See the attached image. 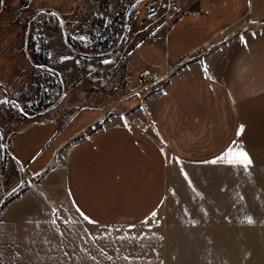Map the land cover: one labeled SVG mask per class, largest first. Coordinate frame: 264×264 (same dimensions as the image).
Returning <instances> with one entry per match:
<instances>
[{"label": "crops", "instance_id": "1", "mask_svg": "<svg viewBox=\"0 0 264 264\" xmlns=\"http://www.w3.org/2000/svg\"><path fill=\"white\" fill-rule=\"evenodd\" d=\"M161 1L185 10L168 26L163 18L148 22L134 44L163 48L162 72L147 76L152 83L173 75L153 100L147 131L121 120L131 117L102 115L64 134L71 118H49L6 140L0 193L10 192L18 176L43 178L19 185L21 191L0 207V264H44L56 257L61 264H99L100 229L148 220L260 226L264 0ZM1 94L12 95L4 88ZM72 142L60 198L47 171ZM230 148L248 154L247 169L218 159Z\"/></svg>", "mask_w": 264, "mask_h": 264}, {"label": "rangeland", "instance_id": "2", "mask_svg": "<svg viewBox=\"0 0 264 264\" xmlns=\"http://www.w3.org/2000/svg\"><path fill=\"white\" fill-rule=\"evenodd\" d=\"M144 2L0 0V98H17L12 95H17L29 83L34 88L27 98L19 99L21 111L8 101L0 104V107L6 104L0 109V137L25 124L21 112L44 113L60 97L62 101L56 108L35 119L49 116L64 121L71 118L64 131L68 134L97 116L119 115L131 117L121 120L147 131L153 100L173 75L152 83L147 76L153 79L162 72L163 48L152 42L134 46L139 37H144L143 31L149 30L148 22L143 21ZM133 4L136 5L123 36L126 15ZM57 15L62 18L61 23ZM30 22L25 42L26 24ZM25 46L27 52L35 54L36 64L42 66L40 69L29 62ZM64 56L70 58L61 60ZM107 64L114 67H104ZM3 88L12 95L1 94ZM6 140L0 144L1 152ZM72 146L73 142L65 146L47 171L52 191L60 198L64 187L63 159ZM259 190L258 210L264 212V187L260 186ZM197 221L200 220L167 218L148 220L126 229H100L98 262L264 264V225H261L264 219L258 220L259 227H248L243 220L241 227L222 229L191 224ZM62 262L64 260L56 257L44 264ZM68 263H73V259H67Z\"/></svg>", "mask_w": 264, "mask_h": 264}, {"label": "built area", "instance_id": "3", "mask_svg": "<svg viewBox=\"0 0 264 264\" xmlns=\"http://www.w3.org/2000/svg\"><path fill=\"white\" fill-rule=\"evenodd\" d=\"M184 7L179 3H163L161 0H145L143 6V19L146 22H155L159 18H163L164 25L168 26L179 15L184 12ZM41 180V173L24 174L18 176L11 184V190L27 181L37 183ZM9 193V192H8ZM7 192L0 193V207L5 201Z\"/></svg>", "mask_w": 264, "mask_h": 264}, {"label": "trees", "instance_id": "4", "mask_svg": "<svg viewBox=\"0 0 264 264\" xmlns=\"http://www.w3.org/2000/svg\"><path fill=\"white\" fill-rule=\"evenodd\" d=\"M39 10V9H38ZM40 11H43V10H40ZM49 13L50 14H55L53 11H49ZM57 17H58V20L60 21V20H62V18L61 17H59V15H57ZM132 17V15H130V18ZM129 18V19H130ZM144 22H145V20H143ZM28 49V48H27ZM26 49V56H27V58H28V60H29V62L33 65V66H35V67H37V68H41L42 66L41 65H37L36 63V59H35V54H30L29 52H27L28 50ZM104 67H114V65H112V64H107L106 66H104ZM45 70H48V68H46ZM30 80H31V77H30ZM34 91V88H33V85L31 84V83H29L21 92H20V94L17 96V98H11V99H9L8 100V102L7 103H13V104H15V106L17 107V109L18 110H20L21 111V106L19 105V99H23L24 97L25 98H27L32 92ZM6 104H4L3 106H5ZM3 106H1L0 107V109L3 107ZM49 112H44V113H39V114H33V115H28V114H26L25 112H21V114H22V118H24L25 120H26V122H25V124H23V126H21L19 129H17V131L18 130H21V129H23V128H25L27 125H29L30 123H33V122H36V121H42V120H47V119H49L50 117L49 116H44V117H42V118H40L39 120H37V119H35L37 116H39V115H46V114H48ZM12 131L10 130V131H8L7 133H6V135H2L1 136V139H0V144L1 145H3V141H5L6 139H8V137L12 134L11 133ZM0 145V146H1ZM3 147V146H2ZM1 150H4L5 151V148L3 149V148H1ZM3 151V156L5 157V152ZM21 191V189H20V187L19 186H17V187H15V188H13L8 194H7V196H6V198H5V200L7 201L9 198H10V196H13V195H16V194H18L19 192Z\"/></svg>", "mask_w": 264, "mask_h": 264}, {"label": "snow or ice", "instance_id": "5", "mask_svg": "<svg viewBox=\"0 0 264 264\" xmlns=\"http://www.w3.org/2000/svg\"><path fill=\"white\" fill-rule=\"evenodd\" d=\"M243 40V38H242ZM107 62V61H105ZM0 103H6V101H0ZM242 131V129L240 130ZM239 134V132H238ZM218 159L220 160H225L227 163L229 164H239L242 165L245 169H247V167L252 163L251 159L249 158L248 154L243 151V150H233V149H228L224 155H222L221 157H219ZM213 163H215L216 161H212ZM153 216H155L156 214L153 213ZM85 219H87V217H85ZM251 219L249 218V223H251Z\"/></svg>", "mask_w": 264, "mask_h": 264}, {"label": "water", "instance_id": "6", "mask_svg": "<svg viewBox=\"0 0 264 264\" xmlns=\"http://www.w3.org/2000/svg\"><path fill=\"white\" fill-rule=\"evenodd\" d=\"M135 5H136V4H133V5L129 8L128 12H127V15H126V22H125V27H124V33H123V36L125 35V33H126L127 29H128L129 18H130V15H131V13H132V11H133ZM123 36H122V37H123ZM68 58H70V57L64 56V57H61V60H67ZM61 101H62V97H60V98L58 99V101H56L52 106H49V107L45 110V112H49L50 110L56 108V107L59 105V103H60ZM0 104H1V103H0ZM2 154H3V151H2Z\"/></svg>", "mask_w": 264, "mask_h": 264}, {"label": "flooded vegetation", "instance_id": "7", "mask_svg": "<svg viewBox=\"0 0 264 264\" xmlns=\"http://www.w3.org/2000/svg\"><path fill=\"white\" fill-rule=\"evenodd\" d=\"M61 23V20L59 21ZM31 29V22L26 24V30H25V42L28 40L29 30ZM27 38V39H26ZM27 46H25L24 49H26ZM8 101V100H7Z\"/></svg>", "mask_w": 264, "mask_h": 264}]
</instances>
